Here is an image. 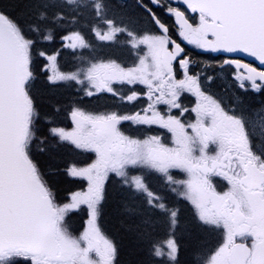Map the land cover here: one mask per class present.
<instances>
[{"label": "snow or ice", "instance_id": "1", "mask_svg": "<svg viewBox=\"0 0 264 264\" xmlns=\"http://www.w3.org/2000/svg\"><path fill=\"white\" fill-rule=\"evenodd\" d=\"M39 7L0 0V264H264V0H93L131 63Z\"/></svg>", "mask_w": 264, "mask_h": 264}, {"label": "flooded vegetation", "instance_id": "2", "mask_svg": "<svg viewBox=\"0 0 264 264\" xmlns=\"http://www.w3.org/2000/svg\"><path fill=\"white\" fill-rule=\"evenodd\" d=\"M105 3L108 4L107 7V16L109 18H114L117 24L124 23L131 29H148L151 27L147 18H141V16L134 12L135 11V0H104ZM93 0H74L73 1V12L74 16H77L78 13H82V15L78 16V19L75 23V28L79 29L85 22L88 24V27H84L80 30L83 34L87 36V38L92 42L94 45L93 52H85V55H92L97 56L104 54L106 57L113 56L120 61H126L131 63L134 57L131 54V50L127 47L126 44V37L120 36L116 38L115 43L112 44H99L95 37L92 35L90 28L95 23L101 30L104 29V25L101 24L99 21L95 20L94 14L92 11ZM87 7V12L82 11L81 9ZM199 70V69H198ZM207 74H213L212 69H204ZM217 76L219 77V71H216ZM227 81L224 79L218 78L216 81V87H218L225 96H227L230 92L229 89L226 87ZM108 98L101 96L98 100L93 101L92 104L94 107H103L107 103ZM185 103H188V98L185 99ZM80 159H88V157L81 156ZM78 185L74 187L77 188L81 186V181L79 180ZM74 188V190H75ZM219 236V235H218Z\"/></svg>", "mask_w": 264, "mask_h": 264}, {"label": "trees", "instance_id": "3", "mask_svg": "<svg viewBox=\"0 0 264 264\" xmlns=\"http://www.w3.org/2000/svg\"><path fill=\"white\" fill-rule=\"evenodd\" d=\"M61 0H40L41 3V7H39L38 9H36L37 12L39 11H43L45 12L49 17L52 16L54 13L56 12H61L64 14V16L67 17H72V8H66L64 5H60ZM47 3L48 7H43V4ZM24 23H26V21L22 22V26L24 25ZM42 26V25H41ZM43 27V26H42ZM59 38V37H57ZM45 47H48L50 49H58L60 48V43H58V40H56L53 43H49L47 45H45ZM69 57H67L68 59ZM69 87H71L69 85ZM75 183V181H73ZM73 182H70V180L68 181H64L61 184V196L67 195L71 190L74 189V184L72 185ZM218 236V234H216ZM207 253L205 252L202 255V259L206 258Z\"/></svg>", "mask_w": 264, "mask_h": 264}, {"label": "water", "instance_id": "4", "mask_svg": "<svg viewBox=\"0 0 264 264\" xmlns=\"http://www.w3.org/2000/svg\"><path fill=\"white\" fill-rule=\"evenodd\" d=\"M249 60H251V61H253V59L252 58H248ZM254 62H256V61H254ZM257 64H258V62H256Z\"/></svg>", "mask_w": 264, "mask_h": 264}, {"label": "rangeland", "instance_id": "5", "mask_svg": "<svg viewBox=\"0 0 264 264\" xmlns=\"http://www.w3.org/2000/svg\"><path fill=\"white\" fill-rule=\"evenodd\" d=\"M48 23V21L46 20L45 22H44V24H47ZM43 26V25H42Z\"/></svg>", "mask_w": 264, "mask_h": 264}]
</instances>
